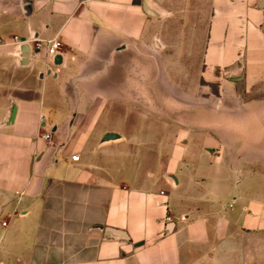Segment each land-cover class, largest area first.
Here are the masks:
<instances>
[{
  "label": "crops",
  "instance_id": "obj_1",
  "mask_svg": "<svg viewBox=\"0 0 264 264\" xmlns=\"http://www.w3.org/2000/svg\"><path fill=\"white\" fill-rule=\"evenodd\" d=\"M259 1L195 0L199 117L160 135L174 0H0V264H264Z\"/></svg>",
  "mask_w": 264,
  "mask_h": 264
},
{
  "label": "rangeland",
  "instance_id": "obj_2",
  "mask_svg": "<svg viewBox=\"0 0 264 264\" xmlns=\"http://www.w3.org/2000/svg\"><path fill=\"white\" fill-rule=\"evenodd\" d=\"M174 5L176 13L172 14L170 23L166 24V29L162 30L160 35L155 38V41H161L160 39L165 41L166 39V41L173 44L163 52V54L165 53L163 56L165 62L162 63V69L167 70L166 73H169L171 77L168 82L172 83L173 81L176 83L175 87L170 86V90L174 89L175 94H170L169 98L164 94L159 95L160 105H155L158 114H154L153 116L155 117L151 120L156 124L160 135L171 134L173 129H175V132H179V130L186 127L184 125L186 119L199 117L200 104L197 94H194V90L205 41L206 5L205 3L197 5L195 0H174ZM183 8L187 9L188 14H184L181 11ZM172 97H174L175 101L182 102L181 105L167 103L168 100L171 101ZM246 98L252 100L248 94ZM208 107L211 106L208 105ZM129 108L131 110L129 115L130 122L137 121L138 115L141 113L138 111L140 109L135 106ZM242 115H247L249 119H264V105H251V108L249 106ZM242 115L241 118L243 117ZM143 116L144 118H152V115ZM207 116L223 117L226 115L209 110ZM144 118L143 122H145ZM172 119H176L177 125L173 124ZM243 128L257 130L255 125L251 127L243 126ZM235 130H237L236 127ZM152 136L155 138V135Z\"/></svg>",
  "mask_w": 264,
  "mask_h": 264
},
{
  "label": "built area",
  "instance_id": "obj_3",
  "mask_svg": "<svg viewBox=\"0 0 264 264\" xmlns=\"http://www.w3.org/2000/svg\"><path fill=\"white\" fill-rule=\"evenodd\" d=\"M15 40H20L19 37H14ZM45 44V46L47 47V53L48 56H55L58 52H59V48L61 46V42L58 39H52V40H48V41H38L37 43V48H41L42 45ZM44 138L49 139L50 138V134H45L43 135ZM73 160H78L79 159V155L75 154L72 156Z\"/></svg>",
  "mask_w": 264,
  "mask_h": 264
},
{
  "label": "water",
  "instance_id": "obj_4",
  "mask_svg": "<svg viewBox=\"0 0 264 264\" xmlns=\"http://www.w3.org/2000/svg\"><path fill=\"white\" fill-rule=\"evenodd\" d=\"M259 7L263 8L264 7V0H260L259 1ZM145 9L146 11H148L149 13L155 14L157 13L155 10H153L146 2H145ZM240 77H242V75H238V76H233V79H239ZM117 135L115 134H107L105 137V140H109V139H114Z\"/></svg>",
  "mask_w": 264,
  "mask_h": 264
},
{
  "label": "bare ground",
  "instance_id": "obj_5",
  "mask_svg": "<svg viewBox=\"0 0 264 264\" xmlns=\"http://www.w3.org/2000/svg\"><path fill=\"white\" fill-rule=\"evenodd\" d=\"M159 42H157V44H158Z\"/></svg>",
  "mask_w": 264,
  "mask_h": 264
}]
</instances>
